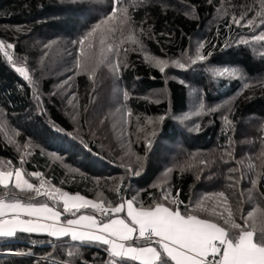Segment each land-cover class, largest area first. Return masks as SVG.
Listing matches in <instances>:
<instances>
[{
    "label": "trees",
    "instance_id": "16d2710c",
    "mask_svg": "<svg viewBox=\"0 0 264 264\" xmlns=\"http://www.w3.org/2000/svg\"><path fill=\"white\" fill-rule=\"evenodd\" d=\"M121 8L127 10L129 33L112 25ZM94 9L71 0H0V42L14 45L13 62L0 51V110L17 146L24 148L19 152L0 130V170L13 171L12 183L14 171L21 170L56 199L21 193L10 184L11 191L23 203L53 207L62 220L89 213L100 222L114 214L91 207L65 212L53 189L104 207L133 201L147 208L159 202L185 214L202 198L223 192L237 223L243 226L254 212L248 224L255 220L259 226L264 221L261 0H108L99 17ZM52 39L72 48L77 122L52 91L54 78L25 79L15 70H35V44ZM198 54L205 59L190 64L187 57ZM148 56L167 61L165 72L153 67ZM97 59L103 67L89 75L83 66L89 70ZM176 61L189 66L181 69ZM107 62L118 66L115 75L104 67ZM225 69L238 75H214ZM116 82L131 121L123 136L108 116ZM155 91H164L163 102L147 101ZM195 93L203 114L183 118ZM37 172L39 177L31 175ZM4 191L0 187V194ZM28 195L35 198L28 200ZM214 205L223 212L222 200L208 201L209 208ZM196 214L238 231L219 217ZM0 264L138 263L115 259L100 244L19 231L0 237Z\"/></svg>",
    "mask_w": 264,
    "mask_h": 264
},
{
    "label": "snow or ice",
    "instance_id": "6c2138e0",
    "mask_svg": "<svg viewBox=\"0 0 264 264\" xmlns=\"http://www.w3.org/2000/svg\"><path fill=\"white\" fill-rule=\"evenodd\" d=\"M117 9H113V15L108 17L112 20L115 17ZM120 13L127 20L126 9H119ZM258 16L264 15V0H261V11ZM243 19V16L241 17ZM234 22L239 24L240 21L234 18ZM249 24L253 21H248ZM95 31V29L93 30ZM91 35V33H89ZM262 37L257 36L259 40ZM87 39V37L85 38ZM133 38L130 36L129 40ZM83 45L84 40L80 41ZM11 44L7 48H12ZM4 49L3 42H0V50ZM4 55L11 62V55L5 51ZM208 55H211L209 53ZM190 64L194 65L198 60L203 61L204 55L198 54L195 58H189ZM168 62L162 59L155 60V67L160 72H165ZM176 66L184 69L186 65L180 61L175 62ZM112 70L118 71V66H111ZM25 79H28L27 73L23 67L15 69ZM214 75L230 77L237 76L236 71H215ZM91 78V76H90ZM127 95V94H125ZM164 117H160L163 120ZM10 142H14L11 141ZM150 146V145H149ZM249 167H252L250 164ZM139 175V172H135ZM15 182L12 183L11 177L13 171L0 170V187L5 191L0 194V236H12L16 231L21 232H38L47 231L49 235L59 237L71 235L72 240L95 241L104 245H109L108 251L112 257L128 258L139 261L140 264H264V221L259 226L253 220L251 225L248 224V218L254 216V212H249L245 223L242 226L237 223L231 206L228 204L227 197L223 192L215 193L212 196H206L197 202L195 208H189L187 213H181L177 208H169L163 203H155L150 207H134L133 201H125L127 205V216L131 223L124 219H109L107 222H98L93 216H80L77 219H68L66 224H58L61 213L47 204L34 205L32 203H23L17 198L16 193L11 191V187L19 190L21 193H32L36 195H49L50 199L55 200L56 196L48 192H41V187L30 183L21 170L14 171ZM31 175L40 176V173ZM253 188L256 181H252ZM63 200L64 211L68 212L70 207L76 208L90 206L94 210H100L102 214L120 213L124 208V203L113 206L108 204L102 207L100 203L86 200L76 195L72 196L60 189H53ZM35 197L28 195L27 199L32 200ZM167 199V195H165ZM216 200L217 204L222 200L223 212L217 211L216 206L208 207V201ZM178 206V199L171 201ZM255 211V210H254ZM202 212L209 216H216L224 220L232 230L228 231L223 226L217 224L212 219L201 218L196 213ZM227 213V216L224 213ZM9 218L5 219L6 215ZM264 216V212L260 213ZM21 215L27 217H36L37 220L21 219ZM53 221L52 224L45 223ZM78 226V227H71ZM138 236L134 237V233ZM158 239H153V238ZM133 239H143L145 244L142 246L126 245L123 242ZM152 244H158L159 250L152 247ZM166 257V259H165ZM212 257L211 260L208 258Z\"/></svg>",
    "mask_w": 264,
    "mask_h": 264
},
{
    "label": "rangeland",
    "instance_id": "374dc122",
    "mask_svg": "<svg viewBox=\"0 0 264 264\" xmlns=\"http://www.w3.org/2000/svg\"><path fill=\"white\" fill-rule=\"evenodd\" d=\"M71 2L75 3L76 5H84V6H90L91 4L94 6V10L96 11L97 16L102 15V11L104 10L103 7L106 6L108 3V0H71ZM87 12V11H86ZM114 30H117L120 28L122 31H126L129 33L131 31L130 24L127 23V20H125V16L121 13L118 15V18L113 20L112 22ZM109 30L111 28L109 27ZM12 48H7V45L4 44V49L0 50L1 53L4 55V52L7 51L11 57L13 62V52H14V45L12 44ZM34 46V45H32ZM35 49L37 53L33 55V58L35 60L36 66L35 70L32 72L29 70L27 75L32 78L37 79V81H40L41 79H47V78H54L52 83V91L54 94L58 95L59 99L61 101L64 100V106L68 109V114L70 117H72L73 121L77 120L78 114H77V104L74 101L73 93H71V89L73 88V74H75L73 65H74V57L72 53L71 46L68 47L67 43L62 40H56L52 39L49 42H43V44H35ZM32 53V52H31ZM5 56V55H4ZM7 59L8 57L5 56ZM190 58V57H189ZM187 57V60L190 61ZM148 61H150V64H152L153 67L155 64L154 58L151 56L146 57ZM28 63L30 62V58L27 57ZM32 66L29 63V67ZM100 66H102V62H100L98 59L89 67V70L87 67L83 68L85 72H88L89 75H94L99 69ZM113 66L111 63H105L104 67L112 72L113 75H115V72L112 70ZM37 67V68H36ZM34 68V67H33ZM158 68V67H156ZM166 69V68H165ZM115 97L114 100L112 98L111 102L112 105H110V111L108 113V116L111 120V125L117 135L123 136V131L128 127V125L131 123L130 119L127 118V113L125 112L123 105L121 103L122 99V87L119 83L116 82L115 86ZM147 101L154 102V103H161L165 100V93L164 91H155L151 94H149L147 97ZM190 104L188 107V111L183 115V118H191L195 117L198 113L203 114L202 110L198 109L197 105V96L196 93L193 96V99H190ZM75 104V105H73ZM201 104V103H200ZM73 105V107L71 106ZM198 109V111H197ZM4 114L0 110V130L3 133V137L5 140L12 145L17 146V141H15L13 133L9 132L7 129V125H5V118ZM159 119L155 118L154 121H157ZM153 121V122H154ZM77 122V121H76ZM1 133V134H2ZM14 141V142H10ZM19 152L23 150L22 144H19L18 146ZM16 149V147H14ZM129 151V150H128ZM130 152V151H129ZM131 155V154H130ZM130 158H133V156H130Z\"/></svg>",
    "mask_w": 264,
    "mask_h": 264
},
{
    "label": "crops",
    "instance_id": "0c3cea01",
    "mask_svg": "<svg viewBox=\"0 0 264 264\" xmlns=\"http://www.w3.org/2000/svg\"><path fill=\"white\" fill-rule=\"evenodd\" d=\"M72 196H76V195H72ZM61 202H62V205H63V200H62V198H61ZM125 202V201H124ZM123 202V203H124ZM122 204V203H121ZM120 205V204H119ZM38 206V205H37ZM88 207H90V206H88ZM134 207H137V208H139L138 206H136L135 204H134ZM64 208V207H63ZM70 209H76V208H72V207H70ZM114 215L112 216V217H110L111 219H124L127 223H131L130 222V220H129V218H128V216H127V205H126V203H124V208H123V210L120 212V213H113ZM11 214H9V215H6L4 218L5 219H7V218H9V216H10ZM93 216L96 220H97V218L94 216V215H92V214H89V213H85V214H81V215H78V216H73V217H69V218H67L66 220H62V216H60V219H59V221L58 222H56V223H58V224H66V221L68 220V219H77V218H79L80 216ZM21 219H32V220H34V221H36L37 220V218L36 217H27V216H23V215H21V217H20ZM110 218H108V219H106V220H104V221H102V222H107ZM98 221V220H97ZM98 222H100V221H98ZM45 223H48V224H52L53 223V221H46ZM71 227H78V226H71ZM16 232H19V231H16ZM15 232V233H16ZM14 233V234H15ZM26 233H35V234H45V235H48V236H50L51 238H55V239H59V238H65V237H67V238H69V239H71L72 240V238H71V235L69 234V235H63V236H59V237H54V236H51V235H49L48 234V232L45 230V231H38V232H26ZM134 235V237H136V236H138V231H137V233H134L133 234ZM0 237H7V236H0ZM155 239H158V238H155L154 237V240ZM75 241H81V240H75ZM83 242H90V243H95V244H100V245H103L106 249H107V251H108V248H109V245H104V244H102V243H99V242H95V241H87V240H85V241H83ZM121 243H125L126 245H131V246H142V245H144L145 244V241L143 240V239H139V240H136V239H133V240H131V241H127V242H121ZM152 247H156L158 250H159V245L158 244H152L151 245ZM108 253H109V251H108ZM110 254V253H109ZM111 256V255H110ZM112 257V256H111ZM113 258H115V259H125V260H129V261H132V262H135V263H138V264H140V262L139 261H134V260H130V259H128V258H121V257H113ZM208 259H210V257L208 258Z\"/></svg>",
    "mask_w": 264,
    "mask_h": 264
},
{
    "label": "built area",
    "instance_id": "2783aa9c",
    "mask_svg": "<svg viewBox=\"0 0 264 264\" xmlns=\"http://www.w3.org/2000/svg\"><path fill=\"white\" fill-rule=\"evenodd\" d=\"M102 207H104V206H102ZM100 213H101V211L100 210H98ZM109 213H111V211H109L107 214H109ZM102 214V213H101ZM103 215H106V214H103ZM154 239V238H153ZM212 259V257H210V259L209 260H211Z\"/></svg>",
    "mask_w": 264,
    "mask_h": 264
}]
</instances>
